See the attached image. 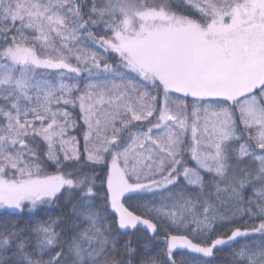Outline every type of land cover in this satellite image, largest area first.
Masks as SVG:
<instances>
[{"label": "snow or ice", "instance_id": "snow-or-ice-1", "mask_svg": "<svg viewBox=\"0 0 264 264\" xmlns=\"http://www.w3.org/2000/svg\"><path fill=\"white\" fill-rule=\"evenodd\" d=\"M0 264H264V0H0Z\"/></svg>", "mask_w": 264, "mask_h": 264}]
</instances>
